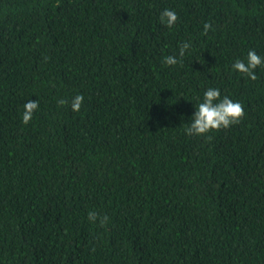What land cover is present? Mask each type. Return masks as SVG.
<instances>
[{
    "label": "trees",
    "instance_id": "trees-1",
    "mask_svg": "<svg viewBox=\"0 0 264 264\" xmlns=\"http://www.w3.org/2000/svg\"><path fill=\"white\" fill-rule=\"evenodd\" d=\"M252 50L264 0H0V264H264V65L232 67ZM209 88L245 116L189 136Z\"/></svg>",
    "mask_w": 264,
    "mask_h": 264
},
{
    "label": "clouds",
    "instance_id": "clouds-1",
    "mask_svg": "<svg viewBox=\"0 0 264 264\" xmlns=\"http://www.w3.org/2000/svg\"><path fill=\"white\" fill-rule=\"evenodd\" d=\"M179 16L174 10L165 9L160 16L162 23L166 24L167 27L172 28L178 21ZM212 28L211 24L204 25L203 35H207L208 31ZM191 47V44L185 42L180 45L179 57L183 58L185 53ZM164 63L168 66H175L181 63L182 60L178 59L176 56H166L164 58ZM264 65V57L259 56L255 50L249 51L246 57V62L244 60H237L233 64V70L244 74L247 78L255 81L258 77L255 73L257 67ZM67 100L61 99L58 101L59 106L66 105ZM84 103L83 95H76L71 101V107L73 111L79 112ZM39 108L38 101L29 100L24 105V113L22 116V121L25 125L29 124L33 118L34 113ZM196 112L192 117V122L188 127L185 128V133L189 136L206 135L209 132L221 129H227L231 125L240 123L244 116L245 110L242 103L238 101H233L227 96L221 98V91L219 88H209L204 93L202 102L196 105ZM211 139V137H208ZM99 218L101 226L107 224L109 217L103 216L99 217V214L95 211H91L88 214V219L95 223Z\"/></svg>",
    "mask_w": 264,
    "mask_h": 264
}]
</instances>
